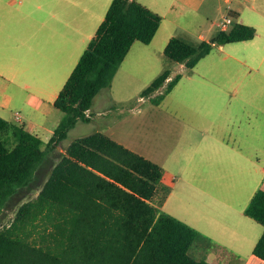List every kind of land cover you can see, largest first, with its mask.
<instances>
[{
    "label": "rangeland",
    "instance_id": "obj_1",
    "mask_svg": "<svg viewBox=\"0 0 264 264\" xmlns=\"http://www.w3.org/2000/svg\"><path fill=\"white\" fill-rule=\"evenodd\" d=\"M6 5L19 13L26 27L38 21L40 14L31 0L22 4L7 0ZM229 11L224 0H206L198 9H185L181 14L157 13L162 23L153 41L133 45L111 87L98 94L93 121H79L67 139L47 153L33 181L0 209V229L12 222L22 204L40 193L65 147L113 127L136 152L165 168L168 176L163 186L172 185L173 189L165 198L161 190L155 196L153 205L159 214L187 223L210 241L217 233L225 240L229 235L220 233L213 217L252 219L262 234L264 227L247 216L246 210L254 194L264 190V43L256 39L215 46L194 68L164 54L167 36L174 35L196 47L212 41L221 32L217 24ZM97 26L79 31L80 52L88 47ZM165 71L172 77L181 76L173 90L158 102L156 98L166 88L142 98ZM69 76L63 73L52 81L47 79L48 83L30 81L29 90L0 86V110L13 124L0 135L8 147L17 143L15 128L23 126L12 118L19 113L24 127L39 135L43 149H47L48 128H57L66 115L43 99H48L46 92L62 90ZM10 97L13 101L7 105ZM101 102L108 108L105 115L100 114ZM231 240L237 242L236 235ZM245 244L243 255L247 256L252 243Z\"/></svg>",
    "mask_w": 264,
    "mask_h": 264
},
{
    "label": "trees",
    "instance_id": "obj_2",
    "mask_svg": "<svg viewBox=\"0 0 264 264\" xmlns=\"http://www.w3.org/2000/svg\"><path fill=\"white\" fill-rule=\"evenodd\" d=\"M238 18L239 13L230 10ZM162 17L138 0H113L95 36L80 57L54 105L66 115L43 149L42 140L23 126L17 143L0 137V209L29 185L47 153L60 146L88 112L97 95L113 79L136 42L150 44ZM257 31L234 23L199 47L170 39L164 54L194 68L215 46L249 41ZM170 93L181 76L165 71L143 92L155 93L165 82ZM13 124L0 116V135ZM160 164L127 148L111 136L95 132L74 140L54 166L40 193L21 205L16 217L0 229V264H211L198 261L190 249L199 232L168 214H159L153 200L173 186ZM174 181V179H173ZM246 215L264 227V190L256 192ZM253 253L264 261V230Z\"/></svg>",
    "mask_w": 264,
    "mask_h": 264
},
{
    "label": "crops",
    "instance_id": "obj_3",
    "mask_svg": "<svg viewBox=\"0 0 264 264\" xmlns=\"http://www.w3.org/2000/svg\"><path fill=\"white\" fill-rule=\"evenodd\" d=\"M13 1L23 3V0ZM138 1L155 13L177 12L181 14L185 9H198L206 0ZM224 1L230 10L239 13L238 18H233V24L243 23L256 29L255 38L249 41L257 39L264 43V0ZM31 2L40 16L37 22H32L26 27L21 24L19 13H15L10 6L6 5L7 0H0L1 89H7L8 86L9 88L23 86L29 90L31 88L30 81L48 83L60 74L68 73V75H71L85 51V48L82 52L79 50V46L82 45L78 41L79 31L82 27L92 28L95 25L99 27L105 19L113 0H31ZM226 16H229V14ZM7 20H10V22L7 23ZM173 37L175 36H167L165 46ZM202 38L204 39L203 36ZM84 41L83 39L82 42L84 43ZM47 79H51V81ZM60 91L61 88H58L56 93L46 92L48 99H45V97L43 100L54 104ZM98 96L88 112L90 122L94 119L93 108L97 105ZM24 100L29 103V97H25ZM12 101L13 97H10L7 105L11 104ZM103 104L101 102L99 105L101 115L107 114L108 109L104 108ZM17 114H12V118L16 121H18ZM0 116L11 122L3 110H0ZM20 122H22L23 127L26 125L22 117ZM24 128L30 131L26 127ZM55 129L54 126H51L48 130L46 128L48 132L46 137L51 139ZM104 133L135 151L129 145L128 140L123 139L122 135H117L113 127H107V131ZM37 136L42 140L39 135ZM68 146L63 147V155L66 153ZM229 218H231L230 221H226L217 220L213 217L217 224L216 227L221 228L220 233L229 234L226 237L227 241L219 237V233L212 236V239L214 238L213 242L199 235L190 249V255L198 261L206 260L211 264H264V261L253 253L256 243L263 234V232L260 233V228L250 221L252 219L248 220L240 216H230ZM234 235H236L237 242L233 243L234 240L228 241ZM213 243L215 249L212 248ZM245 243H249V245L252 243V251L247 256L243 255Z\"/></svg>",
    "mask_w": 264,
    "mask_h": 264
},
{
    "label": "built area",
    "instance_id": "obj_4",
    "mask_svg": "<svg viewBox=\"0 0 264 264\" xmlns=\"http://www.w3.org/2000/svg\"><path fill=\"white\" fill-rule=\"evenodd\" d=\"M233 25V17L232 16H226L224 19H223V21H221V22H219L218 24H217V26L220 28V30L221 31H228L229 29H230V27ZM171 77L165 82V84H164V86H162L161 88H166V86H167V84L171 81ZM160 88V89H161ZM159 89V90H160ZM159 90H157V91H159ZM156 91V92H157ZM161 94L163 93V92H160ZM17 120L18 121H21V115L18 113L17 114Z\"/></svg>",
    "mask_w": 264,
    "mask_h": 264
}]
</instances>
